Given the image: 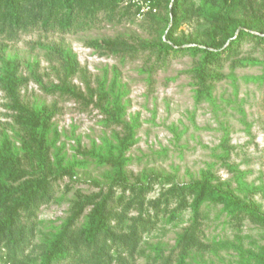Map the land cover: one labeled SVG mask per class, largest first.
I'll list each match as a JSON object with an SVG mask.
<instances>
[{
	"label": "rangeland",
	"instance_id": "obj_1",
	"mask_svg": "<svg viewBox=\"0 0 264 264\" xmlns=\"http://www.w3.org/2000/svg\"><path fill=\"white\" fill-rule=\"evenodd\" d=\"M206 6L201 0H188L178 13L181 23L172 32L175 15L171 5L152 7L141 1L137 6L125 3L112 20L102 13L91 28L77 32L28 27L0 35V75L4 62L15 59L26 79L20 87L21 101L53 111V128L59 134L56 145L47 150V168L41 169L37 159L26 152L23 127L0 86V140L9 137L19 154L20 167L31 172L27 177L45 175L52 184L33 216L22 220L28 244L25 255L1 245L0 264L37 260L43 241L69 215L73 202L87 195H96L97 200L110 197L115 218L105 240L112 264H159L165 260L176 264L177 238L192 225L193 211L182 196L171 194L176 187L200 179L204 171L214 174V185L222 184L264 213V44L256 38L242 40L221 66L213 69L223 78L214 82L212 98L200 100L196 99L194 73L199 57L171 55L164 60L146 47L160 38L171 40V35L195 42L189 44L200 43L216 25L199 12ZM240 30L237 27L235 32ZM97 38L116 40L125 50L116 54L90 47L88 42ZM65 48L72 49L80 63L79 71L68 81L87 98V85L95 92L88 105L50 91L63 82L60 52ZM115 75L127 91L125 119H137L139 124L137 141L125 154L128 162L123 176L115 175L111 163L95 156L105 142L116 144L117 138L126 134L123 126H105L104 114L94 103L100 82L106 78L110 86ZM53 136L54 132L50 139ZM59 150L64 155L63 167L70 166L72 174H64V168L57 166ZM92 207L88 206L84 215ZM173 210L180 212L168 222ZM201 213L199 244L188 264H245L241 249L244 254L263 251L264 225L248 216L232 217L211 199ZM156 247L161 249L159 260ZM93 251L84 253L89 254L90 262Z\"/></svg>",
	"mask_w": 264,
	"mask_h": 264
},
{
	"label": "trees",
	"instance_id": "obj_2",
	"mask_svg": "<svg viewBox=\"0 0 264 264\" xmlns=\"http://www.w3.org/2000/svg\"><path fill=\"white\" fill-rule=\"evenodd\" d=\"M143 1L152 7L171 5L174 19L171 32L178 28L182 18L178 13L188 0H0V35L12 33L28 27L42 28L46 31L72 33L91 28L100 14L105 13L109 20L114 19L116 12L125 3L136 6ZM207 4L199 12L208 20L216 21V25L200 43L192 39L163 40L146 44V47L156 52L159 58L190 54L199 57L194 69L198 88L196 99H211L214 82H219L223 76L214 71L246 38H256L264 44V0H201ZM241 30L236 33V28ZM250 28L257 33L243 30ZM96 49H109L119 54L125 50L123 43L109 38H97L88 42ZM63 58V73L61 85H54L52 93H59L83 101L85 105L93 102L94 90L87 85L88 96L72 84L70 78L75 76L80 68L77 54L70 48L61 50ZM26 79L20 75V66L15 59L4 62L0 75L1 89L10 99V108L16 114V121L23 127L27 147L26 152L38 161L41 169L47 168L50 146H55L59 138L58 131L53 128V111L45 106L29 107L20 98V87ZM127 91L123 89L118 75L112 79L110 86L106 78L100 82L97 100L94 102L104 114L102 120L105 126H123L126 134L117 138V143L105 142L95 152V156L103 163H111L115 175L123 176L124 167L128 162L126 152L134 145L138 120L127 122ZM54 136L50 139V134ZM56 154L57 166L64 168V174H72L70 166L63 167L64 155ZM20 157L13 149V144L7 135L0 140V246L4 245L19 256L25 255L28 244L24 232L23 218L33 216L40 201H43L51 191V181L47 176L27 177L31 172L20 167ZM63 167V168H62ZM239 182L241 183L240 176ZM215 176L211 171H204L200 179L192 180L175 188L171 196H182L183 203H189L193 211L192 225L177 238L176 248L178 258L176 264H188L194 248L199 244V224L201 223V208L208 200L222 204L232 217L248 216L253 222L264 225V213L253 203L247 202L232 190L222 184L214 185ZM138 188H144L138 186ZM96 195L79 197L72 204L71 212L40 246L39 258L29 264H59L72 260L75 264H112L107 259L106 237L110 234V226L115 218V212L110 204L109 195L97 200ZM187 197H190L187 201ZM93 205L84 215L86 208ZM181 208V207H180ZM180 210H173L167 218L173 221ZM81 218L83 219L81 221ZM93 249V261H89L86 250ZM156 259H161V249L156 247ZM245 264H264V248L260 254L241 249ZM22 258V257H21ZM109 260V261H108ZM94 262V263H93ZM125 264H127L125 262ZM159 264H173L165 260Z\"/></svg>",
	"mask_w": 264,
	"mask_h": 264
}]
</instances>
